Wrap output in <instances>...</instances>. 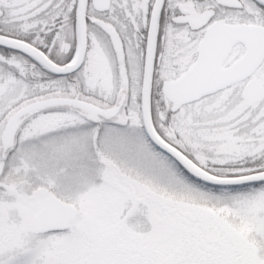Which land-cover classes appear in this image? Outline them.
I'll return each mask as SVG.
<instances>
[{"label": "snow or ice", "instance_id": "obj_1", "mask_svg": "<svg viewBox=\"0 0 264 264\" xmlns=\"http://www.w3.org/2000/svg\"><path fill=\"white\" fill-rule=\"evenodd\" d=\"M0 264H264V0H0Z\"/></svg>", "mask_w": 264, "mask_h": 264}]
</instances>
